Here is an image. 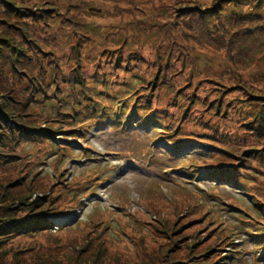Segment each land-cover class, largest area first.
Returning <instances> with one entry per match:
<instances>
[{
  "label": "rangeland",
  "instance_id": "obj_1",
  "mask_svg": "<svg viewBox=\"0 0 264 264\" xmlns=\"http://www.w3.org/2000/svg\"><path fill=\"white\" fill-rule=\"evenodd\" d=\"M27 1L51 12L50 25L42 21L31 31L39 46L52 50L41 55L45 62L52 60L47 62L52 73L58 79L86 75L87 84L98 85L93 93L110 107L105 118L90 112L71 122L69 126L78 128L80 136L73 141L57 134L55 140L61 148L48 147L40 154L34 144L19 146L18 159L0 172V214L12 211L24 218L45 212L51 224L44 234L25 233L8 240L2 250L9 254L6 258L0 253V264H14L15 259L21 264L46 259L68 264L72 258H79L81 264H165L166 260L159 263L152 255L150 262L140 260L145 251L161 250L158 254L162 256L167 249H171L168 254L174 252L169 254L171 262H185L202 254L204 243L211 245V253L219 256L222 264H264V242L248 231L250 227L252 234L260 231L257 218L249 212L263 211L252 203L264 201V168L252 167L249 181L207 176L204 163L210 160H205L217 149L203 140L207 132L202 131L217 128L230 142L233 138L244 141L243 132L249 131L245 126L248 110L253 116L264 114V79L258 76L264 71V41L262 47L248 43V51L233 56L239 70L236 78L200 81L202 77L190 76L181 64L189 65L195 73L204 72L209 80L211 74L224 71L226 61L220 55L224 53H218L208 41L195 45L192 38L179 32L191 16L251 19L249 16L259 13L256 0H236L237 4L232 3L235 0ZM208 21L205 18L202 23ZM232 48L237 51L238 44L233 43ZM164 71L168 81L161 83ZM250 73L254 76L248 78ZM106 78L116 86L108 91L109 97L100 88L108 83ZM139 86L143 89L135 94L152 93V102L161 97L152 108H161L157 116L162 124L146 120L145 111L132 117L124 113L116 119L115 103ZM166 86L173 90V101L166 96ZM52 110L49 104L38 108L44 116ZM169 113L178 132L171 142L160 134ZM31 117L28 120L35 121V116ZM121 118L126 120L118 122ZM250 133L262 138L258 132ZM262 139L264 142V134ZM245 190L254 196L244 195ZM81 199L84 204L79 203ZM77 202L80 205L72 207ZM174 221L170 236L168 226ZM189 222L193 223L187 225ZM180 225L185 227L179 229ZM177 235H189L186 246L196 243L201 248L192 249L190 256L187 250L175 253L173 237ZM87 237L94 243L102 239L110 249L104 252L98 244H87ZM199 239L202 242L197 243ZM221 240L217 248L212 245Z\"/></svg>",
  "mask_w": 264,
  "mask_h": 264
},
{
  "label": "trees",
  "instance_id": "obj_2",
  "mask_svg": "<svg viewBox=\"0 0 264 264\" xmlns=\"http://www.w3.org/2000/svg\"><path fill=\"white\" fill-rule=\"evenodd\" d=\"M41 1L45 4H55L56 0ZM113 1L117 3L116 0ZM261 1L262 0L258 2V0H256L257 4L255 5H257L259 13L249 16L251 19L237 17L234 19L228 18L223 21L217 18V16H212V14L207 15V17L199 16V19L192 18L191 16V20L184 22L182 27H179L180 36L192 38L190 42L193 44L196 42L195 45L204 44L206 41L213 43L217 47L218 53L222 52L227 54H220L224 57L226 64H224V71L222 73L211 74L212 79L209 80L204 72L199 71L195 73L189 65L181 64V69L187 71L188 74L194 78L202 77L200 81H212L214 79L222 80L224 78L228 81L233 77L236 78L239 70L233 56L238 52L248 51V47H250L248 43L254 45L258 44L260 47L263 46L264 9L261 8ZM27 2V0H0V172L7 170V164L15 162V160L18 159L16 155H18V151L20 150L19 146L34 144L38 146L37 151H39L40 154L48 147L53 150L61 148L55 140L57 134L68 136L64 138H71L73 141H75L74 138H79L80 136V132L78 133L77 130L78 128L75 129L69 126L71 122L76 121L77 118L81 116L90 114V112L91 114L93 112L105 118L104 115L107 114V109L110 107L105 106L107 102L102 101L97 97V94L93 93L95 89L98 88V85L87 84L86 75L79 74L73 77H65L66 75H64L61 79H58L57 74L52 73L47 64V62L52 60L47 62L44 61V56L51 54L52 50L46 46H39L31 31L36 25H40L42 21L43 25H50L49 16L51 12L47 9L34 8L35 3L29 5ZM232 3L237 4V1L235 0ZM65 6L69 7L70 4H66ZM66 7L65 9L68 10ZM61 9L60 6L58 11ZM33 11H35L34 14H32ZM255 15L257 16L254 18L253 16ZM244 17L246 16L244 15ZM24 18L28 19L20 23L21 19ZM205 18H209L210 21L202 23V20ZM255 21L257 24H252ZM249 24H252V26H249ZM187 31H193L194 33L188 34ZM55 36H53V42L57 39V35ZM233 43L238 44L237 51L233 50ZM41 55L44 56L41 57ZM48 56L51 57V55ZM158 58L159 56L156 57L157 60ZM172 61L171 63L174 64L175 60ZM171 63L170 67H172ZM159 64L161 63L159 62ZM252 75L254 76V74L250 73L247 77L250 78ZM260 75H262L264 79V71L263 74H258V76ZM161 77V83L168 81L165 71ZM102 79L103 77L98 78L100 81ZM170 84L173 85V82ZM221 85H223V83H221ZM115 87V84L110 83V81L100 85L102 93L106 95V97L110 96V92L108 91ZM142 89V86L137 87L131 95L126 96L127 98L115 103L114 109L112 108L115 117L124 113H130V117H132L138 115L139 111H145L146 113L144 116L146 120H150L154 124L160 123L157 114L159 115L161 108H157L158 106L152 108V106H154V102L156 101V103L159 104L158 102H161V97L159 96L157 99H153L154 101L152 102V93L145 92L143 97V94H135L136 91ZM164 90L166 91V96H168L169 101H173L175 97L173 90H171L169 86H166ZM132 97L135 98L134 101L130 102L131 106H129L127 103ZM48 104L53 107V110L47 113L46 116L39 113L38 108H45ZM176 104V107H179V102ZM131 108L133 109L131 110ZM129 109L130 111H128ZM165 109L168 112V106H166ZM247 114L249 120L245 126L249 131H247V133L243 132L244 141L233 138V141L230 142L225 136L219 134L217 128L202 130L203 132H207V137L205 135L203 140L208 141L217 149L216 154H210L207 160H205H210V162L204 163V167L206 166V169L209 171L207 176H218L220 178L227 176L228 178L234 177L249 181L251 176L248 171L252 167L264 168V142H261L264 134V114L260 113V116H253L249 110ZM31 115L35 116V121L28 120L33 118ZM107 118L109 119L111 117ZM135 119H137V117H135ZM165 119L166 121L163 120L166 122V126H164L165 131L160 134L163 137L167 136L171 138L169 140L171 142V140H173L172 136L178 133L176 131L177 125H175L170 113L165 116ZM125 120L121 118L120 120L118 119V122H124ZM145 122L147 123V121H144V123ZM41 125L44 126V130L40 129ZM81 127L83 126L81 125L79 129ZM250 132H258L262 138L257 136L258 139L254 138L251 136ZM184 135L194 137V134ZM208 136L210 138H208ZM183 139L184 141L188 139L191 140V138ZM7 160L10 161L6 163ZM29 184L31 185V183ZM38 186H41V184H38ZM244 195H249L250 197L254 196L253 193L246 190L244 191ZM256 195L261 197L259 194ZM51 196L54 198L56 197L54 194ZM80 198L81 197H77V199ZM259 202L260 203L253 202L252 207L259 211H261L259 209L261 208L263 211H261V213L252 211L249 212V215L257 218L260 231L252 234L254 231H250L251 227L248 231L262 243L264 242V201ZM79 203H81L80 200ZM79 203L77 202L72 207L80 205ZM241 209L242 212L248 213L247 210ZM53 210L55 211V208H53ZM55 214L57 215V213H52L50 215ZM204 217L205 216H202L199 219H203ZM176 223L177 221H174L168 226V228L170 227V236L173 234V227ZM190 223L193 222H189L187 225ZM50 226L51 224L47 221V214L45 212L27 215L24 218L23 216L14 214L12 211H6L4 214H0V253H4L6 258L8 257L9 253L2 249L4 247L7 248L9 244L7 241L11 240L12 237L21 236L25 233H31L29 234L30 236L44 234L50 229ZM183 227H185V225H180L179 229ZM188 236L189 235H185L180 238V235H177L173 237L175 239V253H183L187 250V256H190L192 249L201 248L197 246L196 243L186 246L188 243ZM225 239L226 237H224V240ZM86 241L88 242L87 244L90 245L93 242L89 240V237L86 238ZM223 241H217V243H213L212 245L217 248ZM200 242H202V239L197 240V243ZM95 244L102 247L104 252L110 249L102 239L96 243L93 242L92 245ZM183 245H185V247H183ZM140 246H142V244ZM203 246L205 250L202 254L198 255L197 258L192 257L185 262H180L178 260V264H222L219 256L215 257V254L211 253L212 249L210 244L204 243ZM263 248L264 244L261 246V249ZM159 251L161 250L147 254L145 251V258L140 260V262H150L152 255L153 258L158 257L159 263H162L163 260H166L165 264L169 262V264L177 263L171 262L173 261L169 255L171 252L168 254L171 249H167L162 256L158 254ZM173 253L174 252L171 254ZM136 262L125 264H136ZM14 264H21L20 260L15 259ZM31 264H55V261L50 259H46L44 262L34 260ZM68 264H81V261L79 258H72L68 261Z\"/></svg>",
  "mask_w": 264,
  "mask_h": 264
}]
</instances>
